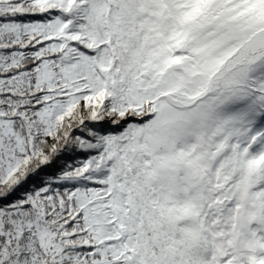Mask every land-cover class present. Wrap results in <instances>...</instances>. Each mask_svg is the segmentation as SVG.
I'll return each instance as SVG.
<instances>
[{"label": "snow or ice", "instance_id": "1", "mask_svg": "<svg viewBox=\"0 0 264 264\" xmlns=\"http://www.w3.org/2000/svg\"><path fill=\"white\" fill-rule=\"evenodd\" d=\"M0 264H264V0H0Z\"/></svg>", "mask_w": 264, "mask_h": 264}]
</instances>
